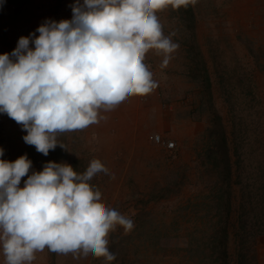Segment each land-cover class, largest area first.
I'll list each match as a JSON object with an SVG mask.
<instances>
[{"label": "rangeland", "instance_id": "374dc122", "mask_svg": "<svg viewBox=\"0 0 264 264\" xmlns=\"http://www.w3.org/2000/svg\"><path fill=\"white\" fill-rule=\"evenodd\" d=\"M75 2L0 0V55L20 37L38 36L45 20H70ZM157 15L179 47L163 68V56L145 58L156 89L102 112L107 119L99 123L59 134L65 149L47 156L0 113V159L27 154L29 174L49 161L83 174L99 159L109 174L90 184L134 223L109 234L111 264H264V0H189ZM152 133L174 139L176 148L157 147ZM32 264L106 261L45 249Z\"/></svg>", "mask_w": 264, "mask_h": 264}, {"label": "clouds", "instance_id": "9594fccd", "mask_svg": "<svg viewBox=\"0 0 264 264\" xmlns=\"http://www.w3.org/2000/svg\"><path fill=\"white\" fill-rule=\"evenodd\" d=\"M195 4L196 0H191ZM189 0H76L72 18L45 20L0 55V113L27 134L23 140L47 156L58 135L107 119L127 98L157 88L144 62L154 50L166 67L179 45L166 36L157 13L187 7ZM172 35H175L173 33ZM30 43L34 47H30ZM4 149L0 148V157ZM27 154L0 159V250L4 264H32L47 249L74 259L111 264L109 234L130 231L133 221L102 201L90 181L109 169L93 159L83 174L49 161L31 171ZM27 177L23 181L22 178Z\"/></svg>", "mask_w": 264, "mask_h": 264}, {"label": "built area", "instance_id": "2783aa9c", "mask_svg": "<svg viewBox=\"0 0 264 264\" xmlns=\"http://www.w3.org/2000/svg\"><path fill=\"white\" fill-rule=\"evenodd\" d=\"M149 139L154 145L164 150L172 151L177 145L174 139L166 138L161 133H152Z\"/></svg>", "mask_w": 264, "mask_h": 264}, {"label": "crops", "instance_id": "0c3cea01", "mask_svg": "<svg viewBox=\"0 0 264 264\" xmlns=\"http://www.w3.org/2000/svg\"><path fill=\"white\" fill-rule=\"evenodd\" d=\"M155 51L154 50H150L147 54H146V59H151L154 56Z\"/></svg>", "mask_w": 264, "mask_h": 264}, {"label": "trees", "instance_id": "16d2710c", "mask_svg": "<svg viewBox=\"0 0 264 264\" xmlns=\"http://www.w3.org/2000/svg\"><path fill=\"white\" fill-rule=\"evenodd\" d=\"M229 171H230V169H229ZM227 237V235H225V238ZM224 240V239H223ZM227 246H226V244H223V246H222V248H221V253H223V254H225V256L227 255Z\"/></svg>", "mask_w": 264, "mask_h": 264}]
</instances>
